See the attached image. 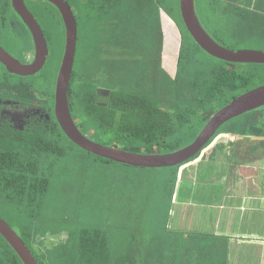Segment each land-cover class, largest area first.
<instances>
[{
	"label": "trees",
	"instance_id": "16d2710c",
	"mask_svg": "<svg viewBox=\"0 0 264 264\" xmlns=\"http://www.w3.org/2000/svg\"><path fill=\"white\" fill-rule=\"evenodd\" d=\"M4 1L0 0V29L5 31L11 9ZM71 1L78 37L68 101L71 115L87 139L131 153H173L191 144L222 108L264 86V67L226 64L200 49L183 21L181 0H88L87 31L83 29V1ZM195 10L203 28L221 45L234 51L236 43L255 45L264 52V0H195ZM40 12L47 10L40 7ZM164 14L179 36L175 66L168 71L162 57ZM51 19L50 57L43 72L23 78L11 76L2 68L5 75L0 74V97L45 113L43 119L21 131L10 128L0 116V217L26 243L39 264H191L186 254L195 247L192 238L183 242L182 236L168 241H161L160 233L155 234L159 240L144 236L143 231L134 230L136 215L131 217L128 204L103 199L106 214L116 217L100 224L99 214L91 208L92 215L85 216L73 232L61 214L51 211L52 204L66 206L68 195L79 185L94 186L81 190V198L91 204L96 199L89 194L100 196L98 187L103 182L118 178L117 186L127 185L125 172L154 171L100 158L67 139L55 116L65 32L59 31L60 24L64 27L60 15ZM99 88L109 90V95L103 96ZM253 111L238 117L241 121L235 128L228 127L237 119L223 125L186 164L166 168L172 170L168 187L172 199L182 189L179 182L187 183L186 167L192 166L220 133L264 136V123L246 117ZM249 118L251 123H243ZM218 150L208 157L215 160ZM212 164L216 163L203 166L204 174ZM200 166L196 170L198 180L204 176ZM66 179L74 183L56 191L55 184ZM117 186H112L114 197L131 193ZM157 192L154 189L152 193ZM119 218L125 221L120 227ZM62 232L67 235L64 241L41 249L46 243L39 238L58 237ZM0 264H22L2 236Z\"/></svg>",
	"mask_w": 264,
	"mask_h": 264
},
{
	"label": "water",
	"instance_id": "95a60500",
	"mask_svg": "<svg viewBox=\"0 0 264 264\" xmlns=\"http://www.w3.org/2000/svg\"><path fill=\"white\" fill-rule=\"evenodd\" d=\"M60 12L65 28L66 43L55 92V116L67 139L87 153L125 166L145 169H166L186 164L213 139L218 130L231 120L264 107V86L239 97L229 106L214 114L201 129L195 140L187 147L168 154H138L119 148L107 147L87 139L81 133L71 115L68 93L75 64L78 29L75 17L66 0H46ZM183 21L194 42L213 59L231 65L262 66L264 53L256 51H234L218 43L205 30L196 14L195 0H181ZM12 7L34 37L35 60L30 65H22L0 46V64L5 71L16 77L31 78L45 69L50 57V46L36 18L24 0H12ZM49 117V116H48ZM0 236L5 239L22 264H39L31 250L11 227L0 217Z\"/></svg>",
	"mask_w": 264,
	"mask_h": 264
},
{
	"label": "rangeland",
	"instance_id": "374dc122",
	"mask_svg": "<svg viewBox=\"0 0 264 264\" xmlns=\"http://www.w3.org/2000/svg\"><path fill=\"white\" fill-rule=\"evenodd\" d=\"M245 0H239L240 3H243ZM73 1H71L72 3ZM37 3V2H36ZM34 3L33 8L35 12L40 17V20L42 21L43 25L45 26L48 24L49 28L51 29L52 26L50 24L52 23V19L49 16L48 12H39L40 7H42V4ZM50 11H53V7L48 6ZM12 15V14H11ZM164 33L167 38V57H165L164 62V68L168 71L174 68L176 60V57L178 55L177 46L179 43V36L176 32L175 26L170 21V19L165 15L164 16ZM61 26V25H60ZM62 27V26H61ZM86 31V30H85ZM0 42L3 43V45L6 47V50L13 54L14 56H22L21 53L27 52L31 49L30 42L27 39L26 36H20V38L14 37V32L9 30L8 32L1 34L0 33ZM237 51H256L259 52L260 47H257L255 45H246V44H238L235 45ZM263 50V49H261ZM261 52V51H260ZM63 61V60H62ZM62 66V64H61ZM61 69V67H60ZM60 72V70H59ZM41 74V73H40ZM59 76V75H58ZM36 77V76H35ZM33 78V77H31ZM241 121L240 119H237L233 121V123L229 124L231 125L230 128H235ZM226 129V127H224ZM85 133H89L91 137L95 136L90 131H87L83 129ZM198 135V134H197ZM196 135V136H197ZM227 142V140H225ZM213 148L210 147L207 150L204 151L205 154H207V157L202 161V163L197 164L198 160L195 161L192 166L186 167V176L184 181L179 182V196L176 195L174 199L169 194L168 187L170 186V181L172 180L171 172L172 170H166V169H154V171H148V170H131L129 172H125L124 176L128 177V183L127 185L117 186L119 184L118 178H113L112 182L110 183H102L98 187V189L101 192L100 196H94L89 194V198H95L96 201L91 202V204L88 203V201L85 203L83 198H81V190L86 189L90 190L92 187L94 189V186L90 185H82L77 188L76 191L68 195L67 197V205L61 206L58 204V206L52 204V210L59 213L61 219L64 220L65 223L68 224L69 230L72 232L76 229L77 226L81 225V222H83V219L87 215H92V212L96 209V214H99V217L101 219L100 224L104 225L106 223V219H108L109 223L114 219L112 214L107 215L106 211L108 208H104L103 205V199H108L113 203H125L129 205V209L131 210V214L133 213L135 221V231H143L144 236H148L151 239H158L159 237L155 236V234L160 233L163 237L161 241H168L173 238H177L182 235L191 236L193 233L192 230V224H191V216L187 219V223L185 225H179V213L177 215H174V212L180 211V205L182 204V201H189L194 202L195 201V191L199 189V191H196V197H199L200 199H203V204L208 203V188L212 187L213 185L209 183L210 181L213 183L217 179V176L212 177V175H215L217 173L223 174L225 172V167H229L231 165V162L229 158L227 157V154H224L223 157L218 158V163L212 164L213 167H211V170L207 173H203V166L210 164L211 162H214L215 160H212L208 157V155L212 152ZM242 153H239L237 156H239ZM203 164V165H202ZM201 165V166H200ZM201 167V175L203 176V179L207 178L209 180L208 182H204L203 187L207 188H198L197 185H190L194 181L198 180V174L196 172L198 167ZM170 169V168H167ZM185 169V167H184ZM183 172V171H182ZM181 180V175L179 176ZM72 180V179H70ZM66 179L65 181H61V183H56V191H61L64 186H67L65 184H73L74 181H70ZM191 182V183H188ZM112 186H117L122 189L131 191V193H123L125 194L123 198H116L111 193ZM189 186V187H188ZM192 186L194 188H192ZM58 188V189H57ZM60 188V189H59ZM154 189H158L160 192L152 193ZM163 192V193H161ZM109 196L111 198H109ZM191 197V198H189ZM194 197V198H193ZM60 207L61 210H60ZM92 208V212H91ZM57 215V217L59 216ZM190 215V212H189ZM92 220L90 217L88 220ZM121 222H125L122 219H117V226L123 225ZM185 229L190 232L187 233ZM57 231V230H56ZM195 232L197 230H194ZM60 232V231H58ZM63 234L58 237H52L49 236L47 239L39 238L38 241L44 240L45 246H39L42 250H47V248L54 246L56 243H60L64 241L67 238L66 232H62ZM187 233V234H186ZM120 240V237H116Z\"/></svg>",
	"mask_w": 264,
	"mask_h": 264
},
{
	"label": "crops",
	"instance_id": "0c3cea01",
	"mask_svg": "<svg viewBox=\"0 0 264 264\" xmlns=\"http://www.w3.org/2000/svg\"><path fill=\"white\" fill-rule=\"evenodd\" d=\"M238 137L235 141L243 152L238 158L233 149L230 168L212 175L220 180L209 182L213 186L207 191L208 203L196 197L197 189L195 201H182L180 211L174 212L179 213V225L188 224L194 214V234L182 235L183 242L192 238L195 245L186 254L191 264H264V136ZM204 182L208 181L197 180L193 185L207 188L200 185Z\"/></svg>",
	"mask_w": 264,
	"mask_h": 264
},
{
	"label": "flooded vegetation",
	"instance_id": "af4514ba",
	"mask_svg": "<svg viewBox=\"0 0 264 264\" xmlns=\"http://www.w3.org/2000/svg\"><path fill=\"white\" fill-rule=\"evenodd\" d=\"M69 3V6L73 12V15L75 17V13L76 10L74 9V7L71 4V0H66ZM84 3V9L82 10V15H83V20H84V24H83V29L84 30H88L89 29V25H88V9L89 6L87 4L88 0H82ZM4 2L7 3V5L10 4V14H9V18L7 20V22H5V24L9 27L8 30H1L0 29V33L4 35V33L8 32L9 30L14 32V37L20 38V36H26L27 39L29 40V44L31 46V51L29 52V50L27 52H22L21 55L22 56H14L13 54H11L10 52H8L6 50V47L3 45V43L0 42V46L3 47V50L10 55L12 58H14L16 61H18L20 64L22 65H30L34 62L35 60V43H34V37L32 36L31 31L29 30V28L26 26V24L23 23V21L21 20V18L17 15V13L14 11L13 7H12V0H5ZM39 3L42 4L43 8H46L48 14L50 17H56L58 18V15H60L63 25L64 27L59 25V31H64L65 32V43H66V28H65V24L63 21V18L59 12V10L52 5L51 3H49L46 0H24V3H26L28 9L30 10V12L33 14V16L36 18V20L38 21L39 25L41 26L44 35L49 43L50 46V37H49V33H50V28L48 26V24L45 26V24L43 25L42 21L40 20V17L38 16V14L35 12L34 8L32 7L34 3ZM238 3L239 0H237ZM36 3V4H37ZM73 3V2H72ZM48 6L53 7V11H50L48 8ZM40 12V11H39ZM12 14V15H11ZM165 16V14H164ZM164 16H162V30L164 31ZM76 20V19H75ZM77 23V21H76ZM64 28V29H63ZM78 29V27H77ZM167 38L166 35L164 33V41H163V54L162 57H164L163 60V65L165 62V57H167ZM49 60V59H48ZM2 65L0 64V67ZM164 67V66H163ZM2 68H0V74L1 75H5L2 71ZM4 69V68H3ZM5 70V69H4ZM164 70H166L164 68ZM167 71V70H166ZM6 72V71H5ZM7 73V72H6ZM100 89V88H99ZM100 93L103 96H108L109 95V90L101 88L100 89ZM42 110L39 108H24L21 107L20 104L12 99L6 98V97H0V116L7 122H9V126L10 128H12L13 130H23L24 128H26L29 124H32L33 121H37L38 119H43V117L45 116V113L42 114ZM253 115V116H252ZM48 117V115H47ZM246 117H254L253 118V122L257 123L259 121H261L262 123H264V107L261 109H256L254 110L251 114H247ZM256 117V118H255ZM49 118V117H48ZM261 118V120H260ZM75 121V120H74ZM233 123V122H232ZM239 123V122H238ZM243 123H251V119H247L246 121H244ZM75 124L77 125V122L75 121ZM231 126V125H230ZM230 126L228 128H230ZM78 127V125H77ZM79 128V127H78ZM80 130V129H79ZM81 131V130H80ZM240 140L237 134H233L230 132H224V133H220L217 136V139L212 143V145L210 147L213 148L212 152L209 154L211 155L213 152H216V150H218V148L220 146L223 145V149L218 150V156L214 161V163H218L219 160H217L218 158L223 157L224 155H222V150H224L225 152H227V157L229 159L232 158L233 156V149H234V156L238 155V153L243 152L242 148L239 146L240 143H238V141L236 142L235 140ZM225 140H228V142H226ZM234 144V146L232 145ZM209 147V148H210ZM207 157V154L203 153L197 160V164H200L203 161V157ZM235 158V157H233ZM230 167H225V171L228 170ZM205 181H209L207 180V178H205Z\"/></svg>",
	"mask_w": 264,
	"mask_h": 264
}]
</instances>
